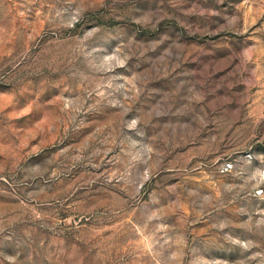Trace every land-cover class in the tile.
I'll list each match as a JSON object with an SVG mask.
<instances>
[{"label": "rangeland", "instance_id": "rangeland-1", "mask_svg": "<svg viewBox=\"0 0 264 264\" xmlns=\"http://www.w3.org/2000/svg\"><path fill=\"white\" fill-rule=\"evenodd\" d=\"M0 264H264V0H0Z\"/></svg>", "mask_w": 264, "mask_h": 264}]
</instances>
